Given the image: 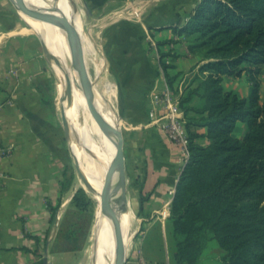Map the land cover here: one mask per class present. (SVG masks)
Segmentation results:
<instances>
[{"label":"crops","instance_id":"obj_1","mask_svg":"<svg viewBox=\"0 0 264 264\" xmlns=\"http://www.w3.org/2000/svg\"><path fill=\"white\" fill-rule=\"evenodd\" d=\"M199 1L61 0L59 12L72 25L80 63L121 134L127 202L132 197L136 202L169 204L188 160V133L197 135L196 143H208L206 128L188 126L179 106L190 72L203 61L173 30L184 25ZM1 6L7 13L0 12V264H83L78 250L66 244L55 247L54 235L63 222L58 210L63 203L64 164L58 134L62 125L49 74L54 70L41 55L44 46L32 36L26 23L31 22L24 16L23 22H14L9 18L11 9ZM84 20L92 22L86 29ZM90 67L96 79L103 78L101 86L92 79ZM166 74L174 77L172 85ZM221 83L240 97H246L251 86L244 73L224 75ZM166 92L176 106L173 116L181 141L167 136L169 118L153 122L148 115L153 96L161 99ZM258 98L264 101V70L259 74ZM157 112H167L163 103ZM246 131V124L237 121L233 135L241 139ZM58 204L51 220L50 207ZM129 220L127 208V224ZM166 222L167 217L164 221L159 216L149 220L141 231L137 255L127 256L123 264H172ZM89 238L86 235L83 247Z\"/></svg>","mask_w":264,"mask_h":264},{"label":"trees","instance_id":"obj_2","mask_svg":"<svg viewBox=\"0 0 264 264\" xmlns=\"http://www.w3.org/2000/svg\"><path fill=\"white\" fill-rule=\"evenodd\" d=\"M173 30L203 61L190 72L179 106L188 126L206 128L208 143L198 144L197 135L188 133V160L168 217L172 264H197L211 239L223 250L222 264H264V101L258 98L264 0H200ZM243 73L251 83L246 97L224 90L222 76ZM166 80L172 85L174 77L166 74ZM237 121L247 126L241 139L233 135ZM83 195L78 189L73 196L80 210ZM59 206L50 207L51 220ZM72 235L61 228L55 238L67 243Z\"/></svg>","mask_w":264,"mask_h":264},{"label":"rangeland","instance_id":"obj_3","mask_svg":"<svg viewBox=\"0 0 264 264\" xmlns=\"http://www.w3.org/2000/svg\"><path fill=\"white\" fill-rule=\"evenodd\" d=\"M1 4L9 7L12 13H9V18H12L14 22H20L24 17L16 10L13 6L11 0H0V12L7 13L6 9L1 6ZM4 6V7H5ZM38 13H40V9H36ZM4 16V14H3ZM68 17L69 14L66 13ZM102 21V20H101ZM23 22V21H22ZM94 22L97 21V19ZM28 27L31 29L32 36H35L41 40L44 46V51L41 52L46 60L49 67H52L54 72H49L50 78L52 79L53 90L55 94V104L57 111V118L59 126L62 125V129H59V139H61L62 145V162L64 164V169H66V174H64L63 178V193H62V206L58 210L59 213H62V225L63 231L68 228V230L73 231V235L71 239L65 243L66 239L63 237L59 238L55 241L57 242V248L62 247L64 244L65 247L78 250L77 255L81 258V262L83 264H95V259L98 251H96V237H97V229L95 226V213H96V204L97 197L100 189V185L98 182L94 180V177H99L100 180H105L110 165L113 161L112 152L113 147L110 145L107 137L101 131L98 126L94 106L92 101L86 99L83 107L78 113L80 120L82 122V133L83 136L89 140L94 141L95 148L100 149L106 155L110 157V161L108 164L103 163L102 161L97 160L92 152L91 147L87 145V143L83 140L82 137L73 135L69 133L67 130L66 123H69V115L68 110L65 111L63 108L64 100L66 99L65 91V82L60 80L61 83V92L63 91V95L59 89V77L58 74L61 72V68L65 64V59L68 56V46L66 41L64 40V49L65 53L63 58V53L60 49V44L58 43V39L52 30L46 27V31L44 28L42 29L39 26L34 25L33 23L26 22ZM92 23L90 20H84L85 29L88 27V24ZM42 30V31H41ZM41 31V32H40ZM97 30L95 29L94 32ZM97 33V32H96ZM99 43V39L97 40ZM91 77L94 79L95 75L93 73L92 67H90ZM69 75V74H68ZM103 76V75H102ZM107 76V75H106ZM70 77V76H69ZM71 78V77H70ZM102 78V77H101ZM98 77V79H94L98 86H101L102 80ZM103 79V78H102ZM71 80V79H70ZM72 83V80H71ZM72 88H76L73 86ZM88 101V102H87ZM85 117V118H84ZM61 122V123H60ZM69 129V128H68ZM98 129V130H97ZM101 136V137H100ZM89 137V138H88ZM92 137V138H91ZM58 139V138H57ZM97 141V142H96ZM97 143V144H96ZM97 145V146H96ZM104 145V146H103ZM112 157V158H111ZM75 162L80 167V172L75 168ZM130 169L127 170L126 176L129 180ZM104 178V179H103ZM130 183V180L128 184ZM78 189H82L84 192L83 198L85 207L81 210L75 206L73 202V196L77 192ZM130 189V187H129ZM129 197L127 202V208L130 213V220L128 224L126 223V231L124 236V247L126 251V257H135L137 255V247L142 237L143 226L148 224V221L152 218H156L159 216L162 220L170 215V203H148L144 201L136 202ZM87 201V203H86ZM122 209V205H121ZM157 210V212H155ZM166 215V217H165ZM142 216V217H141ZM144 217V218H143ZM119 220V225L121 227V218ZM90 235L89 241L86 247H83L84 240L86 235ZM57 236V233L54 235V238ZM168 246H169V255L171 257L172 253V240L170 238V234L167 235ZM149 246V239H145V247ZM160 250L158 249V252ZM223 255V250L220 249L215 240L211 239L206 243V246L201 255V262L198 261L197 264H213L212 262L215 260L218 264H222L220 262L221 257ZM158 264V263H157Z\"/></svg>","mask_w":264,"mask_h":264},{"label":"bare ground","instance_id":"obj_4","mask_svg":"<svg viewBox=\"0 0 264 264\" xmlns=\"http://www.w3.org/2000/svg\"><path fill=\"white\" fill-rule=\"evenodd\" d=\"M23 5L28 8L29 10H36V9H42L45 11H48L50 9L56 8L58 11L62 12L61 9V0H21ZM64 4V2H63ZM68 6V5H67ZM26 18V17H25ZM27 19V18H26ZM29 20V19H28ZM30 21V20H29ZM33 24H36L37 26L41 27L42 29L44 28V31H46V27L50 28L52 32L55 34L57 37L60 47H61V52L63 53V58H65L64 53V36L61 33L60 29L54 25L50 24H39L36 22H32ZM46 26V27H45ZM61 72L58 74V77L62 82H65V86L68 91V98L67 100H64V109L68 110V115H69V123H68V128H69V133L70 134H75L77 136H80L83 138V140L89 145L92 149L91 152L93 156L99 160L102 161L103 163L108 164L109 161L111 160L106 153L101 151L98 148H95L94 141L89 140L83 136L82 133V122L80 120V117L78 113L80 112L81 108L83 107L84 103L86 102V99L91 100L85 86L81 83L79 80L77 74L70 69L68 66L66 59H65V64L64 66L60 69ZM69 74V75H68ZM71 78H70V77ZM73 86L76 88H72V83ZM94 103L97 107V109L100 111L102 116L110 123L117 125V122L112 120L111 117L108 114V111L105 109L101 98L98 96V92L95 89V94H94ZM92 101V100H91ZM88 102V101H87ZM85 118V117H84ZM98 130V129H97ZM108 139L111 147H113V152H112V157L115 155V148H114V138L111 136H108L105 134ZM101 137V136H100ZM89 138V137H88ZM92 138V137H91ZM97 142V141H96ZM97 144V143H96ZM97 146V145H96ZM104 146V145H103ZM111 157V158H112ZM113 164V161H112ZM104 179V178H103ZM94 180L98 182L100 185V189L104 183V180H100L99 177H94ZM116 181H117V173L115 175L113 183L110 185V187L107 189L105 198H104V206H105V213L103 214L100 211L99 206L96 204V213H95V226L97 229V239H96V251H98L95 259V264H112L116 259L119 258V253L115 251L113 242L111 239L108 238L107 235L110 233L116 237L120 235V228L117 227V229H114V217L117 215L118 219L121 218V227H122V235H123V242H124V234L126 231V211L121 209V194L120 191L116 188ZM99 189V191H100ZM99 200V193L97 197V201ZM107 234V235H106Z\"/></svg>","mask_w":264,"mask_h":264},{"label":"water","instance_id":"obj_5","mask_svg":"<svg viewBox=\"0 0 264 264\" xmlns=\"http://www.w3.org/2000/svg\"><path fill=\"white\" fill-rule=\"evenodd\" d=\"M13 3V6L16 8V10L24 17L29 19L32 22H36L39 24H50L58 27L61 31V33L64 36V40L67 43L68 46V56L66 57V62L70 69L74 71L81 83L85 86L91 100L92 104L94 106L95 110V116L98 123L99 128L101 131L114 138V148H115V155L113 157V164L111 163L110 168L108 170L106 179L104 180V183L99 191V200L97 201V205L100 208V211L104 214L105 213V206H104V198L107 189L110 187V185L113 183L115 175L117 173V181H116V188L120 191L121 194V202H122V209L124 211L127 210V201L126 196L124 192V186H123V168H124V158H123V150H122V139L121 134L119 131V128L117 125H114L110 122H108L100 113V111L97 109L95 103H94V94H95V88L94 84L90 81L88 78L84 68L82 67L79 55L76 50L75 46V34L72 28V25L62 16V14L58 11V9L53 8L48 10L47 12L44 10H40V13H38L36 10L32 11L26 8L21 0H11ZM64 93H66V100L68 98V91L67 88H65ZM99 96V95H98ZM100 97V96H99ZM101 98V97H100ZM102 99V102L105 103L106 101ZM68 129V122L66 123V127ZM75 167L78 172H80V167L75 162ZM114 229L120 228L121 232L118 237L112 235L111 233L108 236L109 239L113 242L115 251L118 252L119 258L116 259L112 264H123L126 260V251L124 247L123 242V235H122V227L119 225V220L117 215L114 217Z\"/></svg>","mask_w":264,"mask_h":264},{"label":"built area","instance_id":"obj_6","mask_svg":"<svg viewBox=\"0 0 264 264\" xmlns=\"http://www.w3.org/2000/svg\"><path fill=\"white\" fill-rule=\"evenodd\" d=\"M163 103L164 107L166 108V113L159 114L157 112L158 107ZM176 106H174L173 99L171 98V94L166 92L164 96L160 99L157 95L153 96V105L149 111V117L153 122H156L162 118H169L167 125L165 126V131L167 136L171 140L181 141L182 136L179 130V126L173 113L175 112ZM1 151V150H0Z\"/></svg>","mask_w":264,"mask_h":264}]
</instances>
